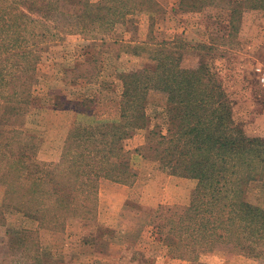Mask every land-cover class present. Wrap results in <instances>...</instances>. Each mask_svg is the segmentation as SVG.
Wrapping results in <instances>:
<instances>
[{
	"label": "trees",
	"instance_id": "trees-1",
	"mask_svg": "<svg viewBox=\"0 0 264 264\" xmlns=\"http://www.w3.org/2000/svg\"><path fill=\"white\" fill-rule=\"evenodd\" d=\"M203 1L179 0L178 6L194 12L205 5ZM254 1L264 8V0L243 3L251 7ZM48 2L0 0L2 208L37 223L36 230L7 233L21 250L18 264L43 263L40 230L60 233L69 221H76L94 225L101 236L109 232L97 222L99 184L101 180L134 184L137 173L123 143L136 131L148 130L146 105L151 90L166 97V129L163 133L156 124L147 131L141 156L156 160L167 175L196 181L188 205H160L148 222L168 248L170 258L205 264L201 256L219 245L225 246L228 254L254 260L264 257V210L245 199L249 184L264 180V139L246 136L236 124L233 101L212 67L200 58L196 68H182L183 55L169 49L173 42L158 44L151 65L118 75L122 90L117 120L91 126L77 124L67 134L59 162L38 159L40 138L23 130L29 110L39 107L31 88L41 49L28 23L32 16H51L56 7L49 11ZM58 2L51 0L50 7ZM132 8L156 11L159 5L154 0H115L105 8L108 15H102V20L120 17ZM93 12L97 11L90 10L89 14ZM93 17L98 21L101 14ZM102 20L101 28L116 22L104 24ZM92 103L91 99L56 96L51 108L90 117L94 113Z\"/></svg>",
	"mask_w": 264,
	"mask_h": 264
},
{
	"label": "rangeland",
	"instance_id": "rangeland-1",
	"mask_svg": "<svg viewBox=\"0 0 264 264\" xmlns=\"http://www.w3.org/2000/svg\"><path fill=\"white\" fill-rule=\"evenodd\" d=\"M50 1L49 11L56 7L51 16L48 19L32 16L33 20L28 23L41 49V62L36 67L31 88L39 107L29 110L23 130L40 138V161L59 162L63 136L73 126L117 120L122 90L118 75L139 71L154 63L153 55L162 41L173 42L169 49L183 55L182 68H196L200 58L210 65L233 101L236 124L246 136L264 139V89L257 84L253 72L264 57V8L256 6L259 5L256 1L248 7L243 0H202L205 5L191 12L180 9L179 0H154L159 5L156 11L132 8L117 18L106 16L108 21L102 20V15H108L105 8L115 0L106 3L59 0L51 7ZM87 5L93 7L87 10ZM90 10L97 12L89 14ZM96 14H101L98 21L93 17ZM101 20L104 24L110 20L116 22L101 28ZM56 96L77 101L91 99L94 113L89 117L52 109ZM146 111L150 119L148 130L158 124L165 133V95L149 91ZM69 126L72 127L67 130ZM147 131L139 132L136 139L134 134L123 143L128 148L124 150L130 153V165L137 173L139 186L131 188L117 215L98 214L97 209V222L104 223L101 225L109 232L101 236L94 225L76 221H69L60 233L40 230L42 264H173L155 262L158 255L165 254L168 258L170 255L148 222L158 206L178 205L173 201L182 198V188L191 186L193 190L196 181L188 179L184 185L180 184L179 177L161 172L156 160L141 156ZM155 143L153 140L152 145ZM138 149L140 152L135 151ZM57 156L59 159L55 162L41 160ZM3 193L0 187V208ZM245 199L264 210V180L251 182ZM0 217V264H18L22 261L21 250L16 249L7 233L36 230L37 223L6 208H2ZM226 249L219 245L213 252L203 254L201 260L205 264H264V257L254 260L228 254ZM148 254L151 256L147 257Z\"/></svg>",
	"mask_w": 264,
	"mask_h": 264
},
{
	"label": "crops",
	"instance_id": "crops-1",
	"mask_svg": "<svg viewBox=\"0 0 264 264\" xmlns=\"http://www.w3.org/2000/svg\"><path fill=\"white\" fill-rule=\"evenodd\" d=\"M70 114H72V115L74 114V116H75V113H73V112H70ZM71 127L72 126H69L67 128V130L70 129ZM141 131H143V130L136 131L135 136H133V138L136 139L138 137V133ZM66 137H67V134L65 136H63V139H62L63 142H65ZM127 141H129V140H127ZM125 143H126V141H125ZM142 143L143 142L139 143V145H141ZM44 144L46 145V143H44ZM41 145H42V142H41ZM45 145L43 146L44 148L46 147ZM63 146H64V143H63ZM124 147H125V150H128V148L125 145H124ZM135 147H136V145H135ZM58 159H59V157L57 156V157H44L41 160L48 161V162L49 161L55 162ZM161 175H163V173H161ZM178 180H179L180 184L184 185V181L188 180V179L178 178ZM138 181H139V179L137 178L135 181V184H133L132 186H125V185L110 182L108 180H101L100 184H99V190H98V214H100L101 212L102 213L106 212L107 214L117 215L121 211V209L123 208V204L125 205V202L129 198L128 194H130V192L132 191L131 188L134 189V188H137L139 186ZM191 190H192L191 186L189 188H187L186 190L182 188V190H181L182 195H183L182 198L174 200L173 203L178 204V205H182V206H186L190 200ZM168 204H170V203H168ZM101 224H104V223H101ZM164 261H166L167 263H173V264H176V263L185 264L184 261L170 259L165 254L158 255L155 259L156 263H162Z\"/></svg>",
	"mask_w": 264,
	"mask_h": 264
},
{
	"label": "built area",
	"instance_id": "built-area-1",
	"mask_svg": "<svg viewBox=\"0 0 264 264\" xmlns=\"http://www.w3.org/2000/svg\"><path fill=\"white\" fill-rule=\"evenodd\" d=\"M257 84L264 89V57L257 62L253 69Z\"/></svg>",
	"mask_w": 264,
	"mask_h": 264
}]
</instances>
